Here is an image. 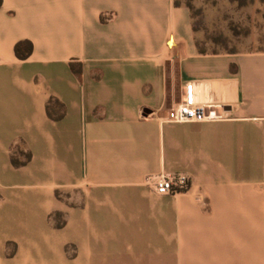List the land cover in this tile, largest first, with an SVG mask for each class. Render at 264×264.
Returning a JSON list of instances; mask_svg holds the SVG:
<instances>
[{"label": "crops", "instance_id": "0c3cea01", "mask_svg": "<svg viewBox=\"0 0 264 264\" xmlns=\"http://www.w3.org/2000/svg\"><path fill=\"white\" fill-rule=\"evenodd\" d=\"M189 81L225 117L165 122ZM238 253L264 264V50L202 53L176 0H1L0 264Z\"/></svg>", "mask_w": 264, "mask_h": 264}, {"label": "rangeland", "instance_id": "374dc122", "mask_svg": "<svg viewBox=\"0 0 264 264\" xmlns=\"http://www.w3.org/2000/svg\"><path fill=\"white\" fill-rule=\"evenodd\" d=\"M190 7L196 37L209 52L264 50V0H177ZM236 263L244 264L243 255Z\"/></svg>", "mask_w": 264, "mask_h": 264}, {"label": "built area", "instance_id": "2783aa9c", "mask_svg": "<svg viewBox=\"0 0 264 264\" xmlns=\"http://www.w3.org/2000/svg\"><path fill=\"white\" fill-rule=\"evenodd\" d=\"M223 117L225 115L217 110V104L198 101L196 84L194 81H189L185 85V93L181 100L167 110L163 119L165 122L184 123L218 120ZM146 182L154 185L159 194L178 193L187 190L190 186L189 177L184 174L176 176L161 174L155 179L148 176Z\"/></svg>", "mask_w": 264, "mask_h": 264}, {"label": "trees", "instance_id": "16d2710c", "mask_svg": "<svg viewBox=\"0 0 264 264\" xmlns=\"http://www.w3.org/2000/svg\"><path fill=\"white\" fill-rule=\"evenodd\" d=\"M1 1V0H0ZM176 3L177 4H180L179 1L176 0ZM194 24V29L195 31L197 30V25L195 24V22L193 23ZM197 44H198V48L199 50L202 52V53H206V52H209L205 49H203L200 44L198 43L197 41ZM32 49H33V45L30 41L28 40H23V41H19L16 46H15V51H16V54L21 57V58H25L27 57L31 52H32ZM263 50V49H262ZM215 52V51H214ZM229 52H235V51H229ZM55 105V104H58V101L57 100H51L50 101V104H48V113L50 116L52 117H56V118H59V117H62V114H56L51 105ZM15 162H17L15 159H14Z\"/></svg>", "mask_w": 264, "mask_h": 264}]
</instances>
